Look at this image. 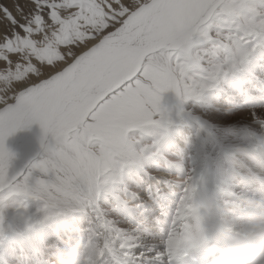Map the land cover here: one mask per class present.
Returning <instances> with one entry per match:
<instances>
[{
  "label": "snow or ice",
  "instance_id": "6c2138e0",
  "mask_svg": "<svg viewBox=\"0 0 264 264\" xmlns=\"http://www.w3.org/2000/svg\"><path fill=\"white\" fill-rule=\"evenodd\" d=\"M260 42L264 0H0V85H10L0 95V235L13 227L6 208L15 218L34 199L25 219L66 217L84 264H127L136 235L117 233L137 229L143 254L165 195L159 185L149 197L141 173L152 130L168 119L161 93L199 98ZM33 123L41 152L10 172L5 141ZM183 184L156 257L176 264L198 249L196 264H220L196 186L190 176ZM109 218L122 226L110 232ZM64 246L50 244V257Z\"/></svg>",
  "mask_w": 264,
  "mask_h": 264
},
{
  "label": "bare ground",
  "instance_id": "6f19581e",
  "mask_svg": "<svg viewBox=\"0 0 264 264\" xmlns=\"http://www.w3.org/2000/svg\"><path fill=\"white\" fill-rule=\"evenodd\" d=\"M176 96L181 100L177 94ZM194 109L198 112L202 111L198 117L191 116L181 108L183 117L170 118L159 125L164 139L156 141L146 153L147 160H143L141 173L146 175L148 183L145 185V190L149 191V197L156 196L152 192L159 190V185H163L164 192L168 185L169 192L171 190L174 192L165 194L161 198L162 208L158 205L161 212L159 219L161 221L166 219L162 224L166 234L161 236L157 231L152 243L143 254H138L143 249V245L139 244V229L136 233L131 231L117 233L122 236L136 235L137 247L128 257L132 264H166V256L157 258L156 253L164 250L162 242L167 236L177 205L174 201L182 194L185 177L190 176L196 188L199 186V176L206 158L212 159L217 174L227 182L226 189L230 191L228 195H225L221 188L217 191L216 198L222 222L251 237L254 244L264 251V227L247 222L232 211L227 212L230 206L224 202L225 199L240 202V193L250 192L253 183L260 184L264 181L262 176L250 175V178L239 176L230 168L235 165L237 170L245 172V160H248L251 166L258 167V154L255 151L244 153L229 151L223 156L221 153V150L264 145V42H260L245 61L235 70L230 71L228 78L219 80L213 85L209 92L207 91L206 97L201 103L198 102ZM208 120H214L217 124L208 123ZM29 127L31 132L25 140L18 130L5 141L6 147L14 153V158L10 161V172L20 170L41 152L42 129L38 123H33ZM152 181L155 183L152 184ZM194 195L195 193L193 199ZM54 218V241L59 246L65 245L61 251L57 248L52 258L48 256L46 251L48 252L49 249L47 246L49 239L42 238L36 243L34 237L36 234L33 236L32 231L28 232L29 227L24 232L26 225L22 224V227L19 226L21 232L4 234L3 236L6 235L4 241L0 235V264H45L46 261L47 264H84L81 243L79 240H74L77 233L68 231L69 222L66 217ZM121 226L122 222L114 218L108 219L110 232ZM58 234H62V237ZM23 235L26 241L20 243L19 238ZM82 235L83 238H87L86 232ZM66 248L69 249V255L63 251ZM259 264H264V258Z\"/></svg>",
  "mask_w": 264,
  "mask_h": 264
},
{
  "label": "rangeland",
  "instance_id": "374dc122",
  "mask_svg": "<svg viewBox=\"0 0 264 264\" xmlns=\"http://www.w3.org/2000/svg\"><path fill=\"white\" fill-rule=\"evenodd\" d=\"M229 75H230V71L219 74L215 81L210 82L211 86L208 87L206 90L209 92L210 88L213 85L217 84V82H219V80H224V79L228 78ZM8 87H10V85H7V84L0 85V95H3V93L7 91ZM206 90L204 91V93H202V95L199 98L186 99V100H182V99L180 100L179 98L177 99L176 92L173 90H167V91L161 93V105H162V107L167 109V115H168L167 120H170V118L174 119V118L183 117L181 114V108L185 112L187 111V113L190 114L191 116L196 115L198 117V115L202 111L200 110L198 112L194 108L198 104V102L201 103V101L206 97V95H207ZM208 123L217 124L214 120L213 121L208 120ZM19 132H20V136L22 137V139L25 140L29 136V134L31 132V128L27 127L25 129L19 130ZM152 132H153V136L156 139V141H160V140L164 139L161 126H159V125L155 126L153 128ZM143 158H144L143 160H147L146 159L147 158L146 153L144 154ZM10 202L11 201H9L8 203H10ZM38 206H39L38 201H36L34 199H29L27 201V211H21L19 214H17L15 216V218H13V214L11 213L10 209L6 208V210H5V223L7 224L8 222H11L13 227H12L11 231H7L5 234L8 235L11 233L13 234L15 232H21V229H19V226L22 227V224L26 225V228L23 229V231L26 232L28 229V224L32 223V227H31V229L30 228L28 229V232L32 231L33 236L36 234L34 236V237H36V241H35L36 243H38L39 240H41L42 238H45V239H49L48 244H54V242H55L54 241V221H55L54 217L44 221L43 224L42 223L37 224V223L31 222V221H27L25 219V217L28 215V213L32 212ZM176 206H175V208H176ZM3 235H2V238L4 241L6 238V235L5 236H3ZM58 236L62 237V234H58ZM19 240H20V243H24L26 241V238L23 235L19 238ZM48 244H47V246H48ZM55 245L59 246V244H56V243H55Z\"/></svg>",
  "mask_w": 264,
  "mask_h": 264
}]
</instances>
